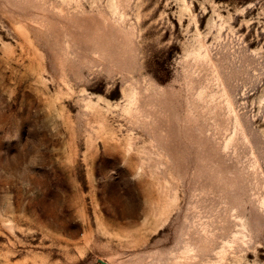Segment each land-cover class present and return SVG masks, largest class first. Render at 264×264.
I'll list each match as a JSON object with an SVG mask.
<instances>
[{"label":"rangeland","instance_id":"obj_1","mask_svg":"<svg viewBox=\"0 0 264 264\" xmlns=\"http://www.w3.org/2000/svg\"><path fill=\"white\" fill-rule=\"evenodd\" d=\"M264 264V0H0V264Z\"/></svg>","mask_w":264,"mask_h":264},{"label":"water","instance_id":"obj_2","mask_svg":"<svg viewBox=\"0 0 264 264\" xmlns=\"http://www.w3.org/2000/svg\"><path fill=\"white\" fill-rule=\"evenodd\" d=\"M101 264H110L108 261L104 260V259H100L99 260Z\"/></svg>","mask_w":264,"mask_h":264}]
</instances>
